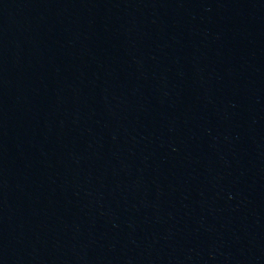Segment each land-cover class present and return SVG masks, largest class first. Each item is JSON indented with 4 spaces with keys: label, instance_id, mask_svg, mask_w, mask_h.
Masks as SVG:
<instances>
[{
    "label": "water",
    "instance_id": "95a60500",
    "mask_svg": "<svg viewBox=\"0 0 264 264\" xmlns=\"http://www.w3.org/2000/svg\"><path fill=\"white\" fill-rule=\"evenodd\" d=\"M0 264H264V0H0Z\"/></svg>",
    "mask_w": 264,
    "mask_h": 264
}]
</instances>
